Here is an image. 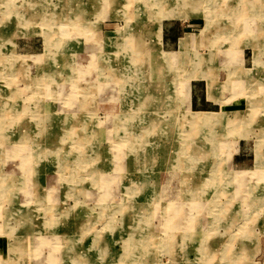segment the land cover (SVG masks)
<instances>
[{"label":"rangeland","instance_id":"374dc122","mask_svg":"<svg viewBox=\"0 0 264 264\" xmlns=\"http://www.w3.org/2000/svg\"><path fill=\"white\" fill-rule=\"evenodd\" d=\"M0 70V264H264V0H0Z\"/></svg>","mask_w":264,"mask_h":264},{"label":"crops","instance_id":"0c3cea01","mask_svg":"<svg viewBox=\"0 0 264 264\" xmlns=\"http://www.w3.org/2000/svg\"><path fill=\"white\" fill-rule=\"evenodd\" d=\"M181 20H183V19H173V18H171V19H166V20L162 21V24H161V36H160L161 37L160 48L162 50L168 51V52L169 51L170 52L173 51L174 53H176L177 57H180V59H185V57L187 55L186 53L188 51H190L188 49V47H187L188 38L186 39V45H185V48L183 50L180 49L179 43H180V39L181 38L185 39V35L189 34V30H191L190 29V25L191 24L188 21L185 23L184 21H181ZM199 34H200V32H199ZM199 34H197V36H198V39L196 41L197 44H199V42H198L199 39H200ZM195 39H196V37H195ZM238 51H240V50H238ZM233 55L230 56L231 63L235 62L234 59H233ZM243 57H244V55H243ZM242 61H243V59L240 58L235 63L237 65L238 64H242ZM201 80L202 79L190 82V96H189L190 105H189V107H190V109L191 108H195V109H197L199 111H205V112L213 111V110H211V109H213V107H211V105L214 104L213 103L214 100L209 99L207 97V90H206V88H207L206 83L207 82L203 80L204 81V85H202ZM233 160L236 163H240V164L244 163V161L241 159V156L238 155V153H237V155L235 153V156H234Z\"/></svg>","mask_w":264,"mask_h":264},{"label":"bare ground","instance_id":"6f19581e","mask_svg":"<svg viewBox=\"0 0 264 264\" xmlns=\"http://www.w3.org/2000/svg\"><path fill=\"white\" fill-rule=\"evenodd\" d=\"M166 4V3H165ZM157 7H163V5H160V6H157ZM235 8V7H234ZM237 10L238 9H236V12H237ZM227 11V10H226ZM224 12V11H223ZM227 12H229V11H227ZM227 12H226V15H227ZM225 13V12H224ZM235 13V12H234ZM213 14V13H212ZM223 14V13H222ZM237 14V13H236ZM210 16V15H209ZM216 16V15H215ZM221 17V16H220ZM237 17V16H236ZM231 18H233V17H231ZM241 19V18H240ZM235 20V19H234ZM216 25V24H215ZM245 28V27H244ZM219 46V45H218ZM219 47H221V46H219ZM219 50V49H218ZM215 51V50H214ZM216 51H217V49H216ZM231 52H232V50H231ZM64 53V52H63ZM224 54V53H223ZM232 54V53H231ZM216 55V54H215ZM218 55V54H217ZM238 66V65H237ZM240 69V68H239ZM244 69H242L241 70V72L243 71ZM1 71V70H0ZM249 71H251V70H249ZM170 72V71H169ZM207 73V72H206ZM248 73V72H247ZM206 76H207V74H206ZM208 77V76H207ZM239 77V76H238ZM237 78V77H236ZM54 82V81H53ZM242 82V81H241ZM167 83V82H166ZM176 85V84H175ZM170 88V87H169ZM173 95V94H172ZM182 100V99H181ZM180 103V102H179ZM143 104V103H142ZM171 105V104H170ZM143 106V105H142ZM171 109V108H170ZM188 110V109H187ZM166 112L169 114V116H170V114H172V113H174V110L171 112H169L168 111V107L166 108ZM177 113V112H176ZM183 113V112H182ZM37 114H39V113H37ZM6 115H7V113H6ZM44 116H45V114H44ZM43 116V117H44ZM78 116V115H77ZM35 118H36V116H35ZM42 118V117H41ZM77 118V117H76ZM194 118V117H193ZM211 118H213V117H208V120H210ZM66 119H68V117L67 116H65V115H63V119L62 120H64V122L66 121ZM200 119H202V118H200ZM35 120H37V121H35L36 122V124H38V123H40V119H35ZM180 120V119H179ZM182 120V119H181ZM197 120V119H196ZM15 121V120H14ZM39 121V122H38ZM192 121V120H191ZM238 122V121H237ZM13 123V122H12ZM43 123V122H42ZM179 123V122H178ZM6 126V125H5ZM40 126V125H39ZM8 127V126H7ZM10 127H11V125H10ZM16 127V126H15ZM175 128V127H174ZM42 130L40 129V131L38 132V135H41L42 136V132H41ZM196 130H194V132H195ZM196 133V132H195ZM197 134V133H196ZM40 137V136H39ZM244 137H246V136H244ZM208 139V138H207ZM211 139V138H210ZM187 140H189V139H187ZM212 141V140H211ZM131 141H129V143H130ZM129 143H127L128 145H129ZM192 143V142H191ZM216 143H217V141L216 142H213L212 144H211V146H210V151L213 153V151L214 150H216ZM132 144V143H131ZM193 144V143H192ZM193 146V145H192ZM197 146H198V144H197ZM21 150V149H20ZM17 151H19V150H16V152ZM40 153H41V151H40ZM197 153V152H196ZM39 154V153H38ZM261 154V153H260ZM264 154V153H263ZM202 155H204V154H202ZM260 156V155H259ZM258 156V157H259ZM24 157V156H23ZM205 157V156H204ZM227 157V155H225V158ZM257 157V158H258ZM41 159H43V158H41ZM23 161V160H22ZM26 161V160H25ZM204 162V161H203ZM21 163V162H20ZM178 163V162H177ZM264 163V162H263ZM186 164V163H185ZM184 165V164H183ZM20 166H23L22 164L20 165ZM65 166V165H64ZM264 166V165H263ZM212 168H215V170H218L219 168H220V164L219 165H215L214 164V166L212 167ZM217 168V169H216ZM258 169H259V167H257ZM261 169V168H260ZM214 170V171H215ZM234 173V172H233ZM220 175V174H219ZM262 175H263V173H262ZM103 178V177H102ZM233 179V178H232ZM239 179V178H238ZM261 180H263V178H262V176H261V179L259 180V181H261ZM233 181V180H232ZM236 181V180H235ZM235 181H233V182H235ZM236 183V182H235ZM260 183V182H259ZM205 185V184H204ZM263 189H264V184H263V187H262ZM226 189H228V188H226V187H224L223 188V191L224 190H226ZM227 191V190H226ZM213 192H215V191H213ZM196 194H197V191H196ZM217 194V193H216ZM215 195V194H214ZM197 196V195H196ZM188 197V196H187ZM249 202L251 203V201H250V198L247 200V203L246 204H244V205H249ZM256 202H257V200H256ZM256 202H254V203H256ZM196 203V202H195ZM212 206V205H211ZM194 207V206H193ZM178 234V233H177ZM173 236H174V234H172ZM178 237H179V235H178ZM183 237V236H182ZM179 239V238H178ZM175 242H176V240H174ZM161 241H159L158 242V244L160 243ZM167 242H169V241H167ZM173 241H171V243H172ZM164 244H166L165 243V241L162 243V245H164ZM176 244V243H175ZM161 245V246H162ZM172 246V245H171ZM177 246V245H176ZM168 248V247H167ZM229 255H231V254H229ZM173 256V255H172ZM232 261H233V259H232ZM178 262V261H177ZM172 262H170V264H171ZM212 263V262H211ZM234 263H235V261H234ZM178 264V263H177ZM204 264H206V263H204Z\"/></svg>","mask_w":264,"mask_h":264}]
</instances>
